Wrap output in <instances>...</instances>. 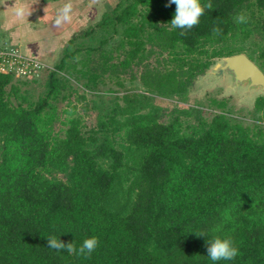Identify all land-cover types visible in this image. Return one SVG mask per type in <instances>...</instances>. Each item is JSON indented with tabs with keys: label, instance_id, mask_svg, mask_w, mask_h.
Here are the masks:
<instances>
[{
	"label": "trees",
	"instance_id": "1",
	"mask_svg": "<svg viewBox=\"0 0 264 264\" xmlns=\"http://www.w3.org/2000/svg\"><path fill=\"white\" fill-rule=\"evenodd\" d=\"M200 2L213 8L182 35L169 0H119L88 43H67L37 98L0 71V264H264V115L245 123L226 98L211 118L181 105L217 58L245 53L264 71V0ZM128 72L143 89L106 99ZM263 110L260 95L252 112ZM47 236L98 246L85 258ZM216 237L234 259L210 260Z\"/></svg>",
	"mask_w": 264,
	"mask_h": 264
},
{
	"label": "rangeland",
	"instance_id": "2",
	"mask_svg": "<svg viewBox=\"0 0 264 264\" xmlns=\"http://www.w3.org/2000/svg\"><path fill=\"white\" fill-rule=\"evenodd\" d=\"M20 1V0H19ZM25 1V0H21ZM49 3L54 2L55 0H44ZM78 1V8L76 9L77 13V28L74 31L73 34V40L75 38L77 39V42H84L88 43V37H83L89 29H91L93 26H95L102 18L103 14L105 12H110L117 4L119 0H77ZM76 1V2H77ZM15 4L17 0H0V26H2V23L5 22V17H7V11L4 10L3 5H6L7 3ZM6 14H5V12ZM5 16V17H4ZM5 28V23H4ZM1 31V29H0ZM8 32L5 28V32ZM19 52V54H24L23 51L17 47L16 45H13L12 43H9V39L7 37V34L0 32V55L4 54L5 52ZM17 54V53H16ZM53 65V64H52ZM51 65V66H52ZM50 69L45 70L41 77L38 78L36 81L33 80V78H26V77H20L18 75H15L18 78H21L22 80L26 81L25 83L21 84L22 90H29L35 98H37L41 92L44 89V84L46 77L49 73ZM140 70H135V73H139ZM207 73V72H206ZM201 75L195 80L194 87L192 88L189 99L184 104H181L184 107L188 106H194L197 105V102L202 105L203 111L205 113V116L208 118H211L213 113H215V109H212L213 107H210L211 101L213 98L222 99L226 98L228 99V105L233 109V113L235 117H244L245 123H254L255 121L260 122L261 118L264 115V110L259 113H253L254 111V105L255 100L258 96L262 95L261 92L253 94V95H246L245 89L236 90L234 92H227V80L222 79L220 80L218 76L219 74H213L207 75ZM123 75V74H122ZM139 76V74H138ZM131 73H124L123 75V81L125 82V87H120L115 82V77H113L112 80L108 81V84L104 86L103 88H112L113 94L106 95V99L111 98L110 95H122L125 92V89L130 88H137L139 90H142L143 87L139 81V79H130ZM81 89V90H80ZM79 92H82V88L80 87ZM70 100L73 101V105L77 106L78 111L82 114L84 117V123L87 125V127L93 126L95 121V112L93 110H89L86 112L84 109V104L82 102H76V95L72 96ZM69 101V100H68ZM68 101L59 102L60 108H70ZM177 102L176 99L170 100V103H161L162 106L166 108L167 111H170L175 106L174 103ZM67 106V107H66ZM170 115L168 114L166 118H169ZM259 117V118H258ZM62 118H65V115L63 114ZM181 118L185 119H191L186 116H182ZM264 125V120H263ZM59 127V124H58Z\"/></svg>",
	"mask_w": 264,
	"mask_h": 264
},
{
	"label": "crops",
	"instance_id": "3",
	"mask_svg": "<svg viewBox=\"0 0 264 264\" xmlns=\"http://www.w3.org/2000/svg\"><path fill=\"white\" fill-rule=\"evenodd\" d=\"M76 1L71 0V21L59 28L55 25V18L68 0H55V3L44 0H17L15 4L9 2L3 5L4 10L8 11L0 32L7 34L9 43L19 47L27 56L40 59L51 70L62 57L65 46L73 39L77 28L76 9L79 4ZM21 8L24 9L22 16L18 11ZM4 23L8 32H5Z\"/></svg>",
	"mask_w": 264,
	"mask_h": 264
},
{
	"label": "clouds",
	"instance_id": "4",
	"mask_svg": "<svg viewBox=\"0 0 264 264\" xmlns=\"http://www.w3.org/2000/svg\"><path fill=\"white\" fill-rule=\"evenodd\" d=\"M169 4H175L176 11L175 16L171 20L170 24L172 28L182 29V35L185 31L193 28V26L198 25L200 22V17L204 14L205 8L212 9L213 5L211 2L206 5H201L200 0H169ZM19 14L22 16L24 14V9L18 10ZM73 4L71 0L59 9L56 18V27H61L65 23H68L72 19ZM236 23H247L248 19L244 14H239L234 17ZM222 30L218 26L212 28V32L215 35L220 34ZM198 236L206 235L204 232H196ZM47 246L57 252L63 250L67 251L69 254H76L77 256H84L87 258L92 254V252L98 246V239L96 237L87 238L79 246L75 247L72 242L65 244L60 239L58 240L54 236H47ZM207 255L211 261H221V260H232L238 254V249L233 246L231 239L216 237L213 240L206 241Z\"/></svg>",
	"mask_w": 264,
	"mask_h": 264
},
{
	"label": "water",
	"instance_id": "5",
	"mask_svg": "<svg viewBox=\"0 0 264 264\" xmlns=\"http://www.w3.org/2000/svg\"><path fill=\"white\" fill-rule=\"evenodd\" d=\"M206 72L214 76L220 73L218 78L227 80V92L245 89L247 96L264 95V71L245 53L217 58Z\"/></svg>",
	"mask_w": 264,
	"mask_h": 264
},
{
	"label": "built area",
	"instance_id": "6",
	"mask_svg": "<svg viewBox=\"0 0 264 264\" xmlns=\"http://www.w3.org/2000/svg\"><path fill=\"white\" fill-rule=\"evenodd\" d=\"M17 53V54H16ZM0 71H12L15 75L38 79L49 68L43 61L19 52H5L0 55Z\"/></svg>",
	"mask_w": 264,
	"mask_h": 264
}]
</instances>
